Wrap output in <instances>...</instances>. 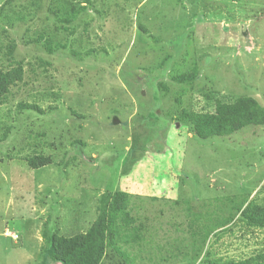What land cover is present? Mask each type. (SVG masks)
Returning a JSON list of instances; mask_svg holds the SVG:
<instances>
[{
	"label": "rangeland",
	"instance_id": "obj_1",
	"mask_svg": "<svg viewBox=\"0 0 264 264\" xmlns=\"http://www.w3.org/2000/svg\"><path fill=\"white\" fill-rule=\"evenodd\" d=\"M17 63L0 105V264H41L50 234H84L115 190L135 220L117 221L125 255L107 247L102 264L264 252V228L238 215L203 233L244 200L264 207V125L200 139L180 119L241 96L264 108V0H0V68ZM35 154L51 162L30 168Z\"/></svg>",
	"mask_w": 264,
	"mask_h": 264
},
{
	"label": "trees",
	"instance_id": "obj_2",
	"mask_svg": "<svg viewBox=\"0 0 264 264\" xmlns=\"http://www.w3.org/2000/svg\"><path fill=\"white\" fill-rule=\"evenodd\" d=\"M87 5L71 6L70 12L77 14ZM48 49L50 50L49 47ZM22 79L23 67L21 63L6 70L0 68V105L5 103L10 87ZM20 106L38 109L34 104H20ZM181 113V121L186 125L189 124L193 133L200 139L211 136H227L246 126L264 125V108L248 96L238 97L232 102L215 100L213 112L183 110ZM24 160L30 168L42 167L51 162L48 156L42 154H35L24 158ZM110 197L107 209L98 215L94 224L84 234L67 237L51 233L48 244L43 249L41 264L46 262L53 264H102L103 257L109 256L105 250L107 247L115 249L117 253L124 256L123 251L114 246L111 232L115 233L116 223L119 219L125 224H130L135 220L126 208L129 193L115 190ZM231 207L234 211L230 212L227 217L221 216L220 220L206 225L204 236L209 235L216 224H218L216 228L221 227L222 230L224 225L234 220L237 215L248 226L264 228V207H258L248 200ZM196 256L197 250L194 251L192 258ZM122 262L125 264L127 260ZM184 264H192V262ZM220 264H264V252L246 260H227Z\"/></svg>",
	"mask_w": 264,
	"mask_h": 264
}]
</instances>
